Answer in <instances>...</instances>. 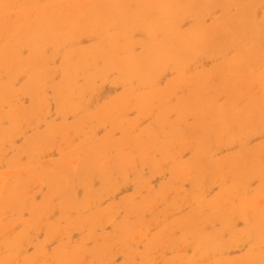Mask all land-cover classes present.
<instances>
[{
	"label": "rangeland",
	"instance_id": "obj_1",
	"mask_svg": "<svg viewBox=\"0 0 264 264\" xmlns=\"http://www.w3.org/2000/svg\"><path fill=\"white\" fill-rule=\"evenodd\" d=\"M161 4L0 0V264H264V48L156 60L239 26L232 1Z\"/></svg>",
	"mask_w": 264,
	"mask_h": 264
},
{
	"label": "bare ground",
	"instance_id": "obj_2",
	"mask_svg": "<svg viewBox=\"0 0 264 264\" xmlns=\"http://www.w3.org/2000/svg\"><path fill=\"white\" fill-rule=\"evenodd\" d=\"M164 1H166L168 3V5H170L169 8H167L166 10H163L165 7V5H163V4H161V6L159 7L160 11L162 12V15L166 16L165 18H167L168 16L170 17V13L173 12V10H175V8H180V10H184V11L187 10V12L191 13L192 15L195 14L196 16H198L197 10L202 5H205V4L210 3V2H216V3H219L220 5L224 4V7H225L226 3L232 1L233 4L236 6V10H237V17L236 18L239 19V26H238V28L233 29L231 31H225L224 29L221 30L218 28H215V29L211 28L210 30L204 29L203 27L199 28V30L196 31V36H195L196 39L193 41V44L190 43V42H192L191 39H190L191 40L190 42H187V40L184 42H182V41L180 42V41L176 40L177 36H174V39H172L171 43L166 42V44H162L163 41H160V43L152 44L149 48V51L151 53L156 54L153 57L156 60H159V58L163 59L165 57H168V55H171L170 53H172V54L179 53V55H180L181 53L184 52L186 55L188 54V57H189V55L191 56L192 53H194L199 47L203 46L204 44H205L206 48H211L215 45L217 47H221L223 45L224 46H232V45L235 46V45H238V42H243L244 40H253V41L256 40V42H254V46H255L254 52H253L254 55L257 53L259 48H264V19H263V22L261 24H258L256 22L257 20H256L255 15L252 14L253 9H251L252 7L249 6L250 3H253L254 0H164ZM84 14H85V12L83 13V15ZM226 19H229V17L226 16L225 20ZM88 20L89 19H87L86 21H88ZM169 25H170L169 23L163 24L162 25V29H163L162 31L165 32L166 34L171 35V34H173V30H169L172 28V27L170 28ZM180 38H182V37H180ZM168 39H169V37H168ZM214 40H218V43H214L213 42ZM175 44H178V45L176 47H174ZM193 50H194V52H193ZM252 58H254V57H251V58H248L245 60L250 61V60H252ZM105 61L106 60H103V62H105ZM155 62H156L155 60H150V57L148 56V57L143 58L142 61L140 63H138V65H137V63H135V64H128L127 63L126 65H122V67H126L129 70V72H131L133 74H135L137 72L142 73V72H145L148 67H152ZM107 63L108 62L106 61L104 64H107ZM111 65H113V64L111 63ZM83 67H85V66H83ZM146 73H147V71H146ZM68 77L72 78V76H69V75H68ZM69 80H71V79H69ZM59 99H61V98H59ZM198 107L199 106H197V109H198ZM196 112L199 114V112L197 110L194 113L197 114ZM200 115H199V117H200ZM201 117H202V115H201ZM203 118H204V116H203ZM259 232L264 233V225H261ZM257 236L259 237L258 233H257ZM196 238L198 239L200 237H198V235H197ZM200 243H201V245H200L199 251H201V252H200V255H198L196 257H198L199 261L203 262V260L206 258V257L203 258L204 255L208 254V256H209L210 253L214 254V252L217 251V249H218V245L212 244L208 238H204L202 241H200ZM190 264H192V263H190Z\"/></svg>",
	"mask_w": 264,
	"mask_h": 264
}]
</instances>
